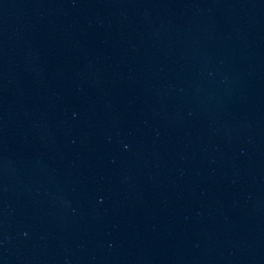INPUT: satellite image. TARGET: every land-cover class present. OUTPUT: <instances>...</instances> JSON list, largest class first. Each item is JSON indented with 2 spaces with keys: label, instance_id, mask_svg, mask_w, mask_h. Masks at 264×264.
Returning a JSON list of instances; mask_svg holds the SVG:
<instances>
[{
  "label": "water",
  "instance_id": "obj_1",
  "mask_svg": "<svg viewBox=\"0 0 264 264\" xmlns=\"http://www.w3.org/2000/svg\"><path fill=\"white\" fill-rule=\"evenodd\" d=\"M0 264H264V0H0Z\"/></svg>",
  "mask_w": 264,
  "mask_h": 264
}]
</instances>
